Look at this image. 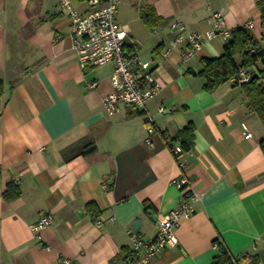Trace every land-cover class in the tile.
I'll list each match as a JSON object with an SVG mask.
<instances>
[{
    "label": "crops",
    "instance_id": "1",
    "mask_svg": "<svg viewBox=\"0 0 264 264\" xmlns=\"http://www.w3.org/2000/svg\"><path fill=\"white\" fill-rule=\"evenodd\" d=\"M50 1L0 0V264H61L62 256L126 264L130 235L156 233L150 210L159 217L178 205L172 179L181 177L202 201L177 228L178 243L150 264H211L219 241L234 256L250 251L264 264V122L242 84L208 90L199 75L202 58L223 52L224 30L254 21L250 31L264 50L260 0H123L117 17L128 43L152 60L162 88L146 110L123 105L114 114L102 104L113 65L80 66L69 19ZM216 12L222 33L189 59L183 46L167 52L179 32L210 28ZM177 21L183 30L173 28ZM189 123L194 140L178 161L173 147L183 146ZM16 177L20 195L8 201L3 193ZM42 210L54 220L40 240L30 224Z\"/></svg>",
    "mask_w": 264,
    "mask_h": 264
},
{
    "label": "built area",
    "instance_id": "2",
    "mask_svg": "<svg viewBox=\"0 0 264 264\" xmlns=\"http://www.w3.org/2000/svg\"><path fill=\"white\" fill-rule=\"evenodd\" d=\"M70 22L71 46L76 50L80 66H100L112 64L110 77L111 90L102 96V104L108 114H114L123 105H131L139 111L146 110L148 102L155 98L162 88V84L153 73L152 60H144L137 48L128 43L129 29L119 21L117 14L123 0H54ZM223 22L222 12H216L212 18V26L203 32L185 34L179 32L171 41L167 52L182 48V58L189 59L208 40L220 32ZM246 26L253 28L254 21H248ZM173 28L183 30L182 22L173 23ZM226 38H231L229 30L223 31ZM255 51V48L252 49ZM256 74L250 68L240 67L229 79L233 84L250 81ZM97 80L87 83L89 89H96ZM163 106L160 110H164ZM146 120L152 124L154 119L148 114ZM153 126L151 130H153ZM244 133L252 136V132L243 123ZM178 161L182 160L187 150L180 144L173 147ZM20 177L13 183L19 185ZM172 182L180 191L178 205L157 219L156 233L153 237H146L133 232L131 236L132 256L126 264H150L152 259L167 246L178 243L177 228L185 219L196 211V204L202 201V193L194 188L186 178H173ZM54 217L50 211L39 212L38 219L30 224L38 239H42V231L52 224ZM99 223L102 221L99 220ZM61 264H78L74 260L62 256Z\"/></svg>",
    "mask_w": 264,
    "mask_h": 264
},
{
    "label": "trees",
    "instance_id": "3",
    "mask_svg": "<svg viewBox=\"0 0 264 264\" xmlns=\"http://www.w3.org/2000/svg\"><path fill=\"white\" fill-rule=\"evenodd\" d=\"M262 11V23L264 24V0L258 2ZM142 17H147V12L142 13ZM146 20V19H145ZM255 48V51L252 49ZM202 68L199 71L204 80V87L213 90L221 84L229 81L230 77L240 68H250L256 72L253 78L241 83L244 86L246 96L250 105L257 111L261 120L264 122V50L259 46L258 40L247 26L237 27L232 30L231 38L224 45L223 52L217 57H204L201 60ZM263 64V68L260 67ZM5 91L4 80L0 78V96ZM194 125H189L181 132V143L185 149L191 148L194 137ZM260 145L264 152V137ZM94 146L84 150V154L93 150ZM20 195L18 185L12 184L3 196L6 200L11 201ZM92 206V205H90ZM132 253V252H131ZM129 252L128 256L131 257ZM250 257L251 264H258L259 257L257 254L245 251L244 253L234 256L227 246L218 243V253L211 264H242V259Z\"/></svg>",
    "mask_w": 264,
    "mask_h": 264
},
{
    "label": "water",
    "instance_id": "4",
    "mask_svg": "<svg viewBox=\"0 0 264 264\" xmlns=\"http://www.w3.org/2000/svg\"><path fill=\"white\" fill-rule=\"evenodd\" d=\"M150 213L153 215V218L156 220L158 218V215L154 213L153 210H150Z\"/></svg>",
    "mask_w": 264,
    "mask_h": 264
},
{
    "label": "rangeland",
    "instance_id": "5",
    "mask_svg": "<svg viewBox=\"0 0 264 264\" xmlns=\"http://www.w3.org/2000/svg\"><path fill=\"white\" fill-rule=\"evenodd\" d=\"M54 3H55L54 1H50V2H49V4H51V5H54ZM120 7H121V6H120ZM119 9H120V8H119ZM144 60H151V59L144 58Z\"/></svg>",
    "mask_w": 264,
    "mask_h": 264
}]
</instances>
